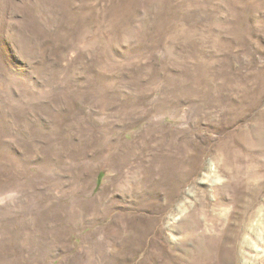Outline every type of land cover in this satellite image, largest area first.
<instances>
[{"label":"rangeland","instance_id":"rangeland-1","mask_svg":"<svg viewBox=\"0 0 264 264\" xmlns=\"http://www.w3.org/2000/svg\"><path fill=\"white\" fill-rule=\"evenodd\" d=\"M0 264H264V0H0Z\"/></svg>","mask_w":264,"mask_h":264},{"label":"trees","instance_id":"trees-1","mask_svg":"<svg viewBox=\"0 0 264 264\" xmlns=\"http://www.w3.org/2000/svg\"><path fill=\"white\" fill-rule=\"evenodd\" d=\"M103 177V176H102ZM101 178V177H100Z\"/></svg>","mask_w":264,"mask_h":264}]
</instances>
